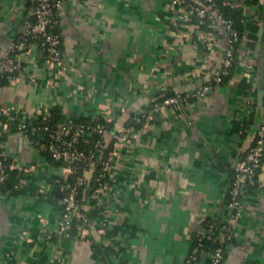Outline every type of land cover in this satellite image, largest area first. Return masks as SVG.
<instances>
[{
	"label": "crops",
	"instance_id": "1",
	"mask_svg": "<svg viewBox=\"0 0 264 264\" xmlns=\"http://www.w3.org/2000/svg\"><path fill=\"white\" fill-rule=\"evenodd\" d=\"M34 4L0 0V56L33 21ZM238 10L245 35L233 73L203 99L196 91L227 47L220 21L194 18L172 0H65L62 62L47 61L32 41L18 85L0 84V106L31 121L40 110L108 116L134 137L130 161L93 197L83 195L84 227L78 218L64 231L65 172L29 134L9 132L5 151L16 174L0 197V264H183L196 229L220 209L228 171L254 144L264 111V0ZM178 93L186 96L181 110L149 113L146 127L132 129L137 112ZM224 264H264V193L238 221Z\"/></svg>",
	"mask_w": 264,
	"mask_h": 264
},
{
	"label": "built area",
	"instance_id": "2",
	"mask_svg": "<svg viewBox=\"0 0 264 264\" xmlns=\"http://www.w3.org/2000/svg\"><path fill=\"white\" fill-rule=\"evenodd\" d=\"M194 1L172 0V3L187 10L194 18L220 21L228 38L222 65L214 70L209 82L196 91L197 96L205 99L210 92L221 85L223 77L229 74L231 67L235 64L237 51L235 41L238 31L233 21L224 17L216 0H203L206 2L205 6ZM34 2L33 21L16 40L7 44L4 53L0 56V82L7 80L9 86L18 85L20 73L30 57L32 41L38 45L39 51L47 61L52 64L62 62V36L55 31V28L59 24L57 10L65 0H34ZM247 2L248 0H222V5L239 8L246 7ZM243 35H245V30ZM208 42L212 43L210 39ZM207 63L213 65L214 61L208 60ZM185 101L186 96L183 93L162 99L155 98L149 111L140 110L134 115L136 125L132 129L137 130L139 125L146 127L149 113H162L173 106L181 110ZM11 109L13 106H0V115L13 114L9 112ZM11 116L15 118L20 129L27 126L29 120L27 114ZM106 119L110 118L107 116ZM34 120L38 121V129L44 134L42 140L34 141L37 150L41 153L48 152L54 161L62 162L63 171L66 176H70V179L67 178L65 187L67 193L61 200V228L65 231L78 218L84 227L87 219L81 213L83 195L93 197L108 179L114 178L120 166L129 163L128 151L134 137L128 129H110L103 123L92 124L74 118L55 121L47 110L38 111ZM12 130L10 123H1L0 186L9 178V171L12 167L5 151L6 133ZM107 135L113 141V148L106 155L103 139H106ZM235 169V177L229 191V201L226 202L224 197L220 209L208 214L203 221L207 223L196 229L194 233L199 244L191 245L183 264H194L193 261L196 260L197 264H224L226 260L224 248L229 249L236 240L238 221L246 214L249 205L263 196L264 185L260 180V175L264 169V111L255 142L240 157ZM255 184L258 185L257 189L247 194V187ZM2 194L0 188V197ZM204 239H210L216 245L212 248L204 244Z\"/></svg>",
	"mask_w": 264,
	"mask_h": 264
},
{
	"label": "trees",
	"instance_id": "3",
	"mask_svg": "<svg viewBox=\"0 0 264 264\" xmlns=\"http://www.w3.org/2000/svg\"><path fill=\"white\" fill-rule=\"evenodd\" d=\"M259 1L261 0H248V3H258ZM196 3H199L201 5H206V2L201 0V1H194ZM216 2L219 4L220 6V9L221 11L223 12V15L225 18L227 19H231L234 23V27L235 29L238 31V37H237V40L235 41L236 42V47L239 45L240 43V38L243 36L244 34V30H245V24H244V21H243V14L241 11L238 10V8H233V7H230V6H223L222 5V0H216ZM57 13H58V10H57ZM58 20H59V15H58ZM55 31L58 32L59 34H61L60 32V29H59V24L58 26L55 28ZM32 40V39H30ZM235 64H236V61H235ZM235 64L233 67H231L230 69V72L229 74L225 75L223 77V80L221 83H227L231 77V74L233 73V70H234V67H235ZM0 84H7L9 86V82L7 80H1ZM57 111L59 110H56L53 112L52 114V117L55 118V121H63L65 120L64 118H62V116L60 115V113H58ZM67 119V118H66ZM0 121H2L1 123L3 122H7V123H10L11 126H12V133L14 132H25L27 134H29L34 141H37L39 139H43L44 137V134L42 133L43 131L39 130L38 129V121L37 120H34V121H31L30 119L28 120L27 122V126L23 129H20L18 127V123L17 121L15 120V118H13V116H6V115H0ZM81 121H84V122H90L92 124H97V123H103L105 124L107 127H109L110 129H115V127L113 126L112 122L111 121H108L106 118H104L103 116H98L96 118H94L93 120H81ZM0 123V124H1ZM133 125H136L134 119H133ZM9 133V132H8ZM8 133H6V136H8ZM103 142L105 144V147H106V155L110 153V151L112 150L113 148V141H108L107 139H103ZM48 159H50L54 164L56 165H63L62 162H59V161H54L53 158L51 157V155L48 153V152H42ZM235 173H236V169L235 168H232L231 170L228 171V184H227V190H226V195H225V201L228 202L229 201V191L231 189V184H232V180L234 179L235 177ZM15 172L13 170L10 169L9 171V178L3 183L1 184L0 188H1V191L4 193L6 190H9L11 188H13L14 186V177H15ZM68 179H70V176H67ZM94 182V181H93ZM95 184V183H94ZM96 186V185H95ZM258 185L255 184V185H249L246 189V193L247 194H250V193H253L255 189H257ZM207 222H203L201 225H205ZM204 244H208L210 245V247H214L216 244L210 240V239H204ZM199 242H198V239L197 237L195 236V233L193 235V239H192V242H191V245L195 246V245H198ZM225 249V259L227 257V254H228V249L227 247L224 248ZM194 264H197V260L196 261H193Z\"/></svg>",
	"mask_w": 264,
	"mask_h": 264
},
{
	"label": "water",
	"instance_id": "4",
	"mask_svg": "<svg viewBox=\"0 0 264 264\" xmlns=\"http://www.w3.org/2000/svg\"><path fill=\"white\" fill-rule=\"evenodd\" d=\"M68 172H69V168L66 170V173L68 174Z\"/></svg>",
	"mask_w": 264,
	"mask_h": 264
}]
</instances>
